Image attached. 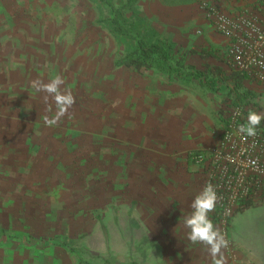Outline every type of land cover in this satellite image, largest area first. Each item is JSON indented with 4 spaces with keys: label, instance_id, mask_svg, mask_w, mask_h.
<instances>
[{
    "label": "rangeland",
    "instance_id": "obj_1",
    "mask_svg": "<svg viewBox=\"0 0 264 264\" xmlns=\"http://www.w3.org/2000/svg\"><path fill=\"white\" fill-rule=\"evenodd\" d=\"M189 1L134 7L216 88L117 65L123 48L90 0H0V264H79L51 242L56 235L80 237L82 257L95 264L188 255L184 217L204 184L193 156L219 144L235 107L264 112V84L230 64L207 1ZM261 8L255 0L242 10ZM237 72L247 74L238 90L254 94L244 105L236 104ZM57 75L75 104L47 126L56 105L32 81ZM170 197L186 202L175 230L164 221ZM233 216L226 230L213 222L229 241L228 264H264V203ZM195 250L209 255L203 244Z\"/></svg>",
    "mask_w": 264,
    "mask_h": 264
},
{
    "label": "built area",
    "instance_id": "obj_2",
    "mask_svg": "<svg viewBox=\"0 0 264 264\" xmlns=\"http://www.w3.org/2000/svg\"><path fill=\"white\" fill-rule=\"evenodd\" d=\"M203 7L215 29L229 39L230 64L264 84V9L233 16L209 2ZM244 118L243 108L235 107L219 144L211 152L193 156L205 171L202 189L209 182L216 187L220 199L209 217L224 230L244 202L264 200V130L257 128L255 137L244 140L238 131L246 123Z\"/></svg>",
    "mask_w": 264,
    "mask_h": 264
},
{
    "label": "trees",
    "instance_id": "obj_3",
    "mask_svg": "<svg viewBox=\"0 0 264 264\" xmlns=\"http://www.w3.org/2000/svg\"><path fill=\"white\" fill-rule=\"evenodd\" d=\"M94 2L101 11L100 23L105 26L115 37L123 48L117 65L127 69L136 70H159L167 74L169 79L192 81L193 78L201 77L204 84L216 88L218 81L206 72L196 70L194 66L187 65L184 56L178 57L174 42L165 38L161 32L134 7L138 0H90ZM205 55L207 54L204 50ZM203 73V74H202ZM246 73L234 74V83L237 89V103L246 104L247 99L254 96L252 92H240L241 81ZM245 110V109H244ZM247 121L248 110H245ZM264 130V120L258 126ZM263 201L244 202L239 212L254 205H262ZM234 216L230 219L232 222ZM216 222L215 220H212ZM6 235V230L0 227V236ZM81 238H73L68 235H56L51 238L55 245L77 255L79 264H95L84 259L78 248Z\"/></svg>",
    "mask_w": 264,
    "mask_h": 264
},
{
    "label": "clouds",
    "instance_id": "obj_4",
    "mask_svg": "<svg viewBox=\"0 0 264 264\" xmlns=\"http://www.w3.org/2000/svg\"><path fill=\"white\" fill-rule=\"evenodd\" d=\"M65 81L62 76L57 75L48 82L41 79L32 81V87L37 92H44L45 103L51 97L56 105V112L51 118L48 115L43 117L47 126H59V122L66 115H70L69 109L75 104V97L70 89H62ZM51 111V108H49ZM239 115V112L237 113ZM264 120V112H257L249 109L246 123L239 125L238 131L242 138L247 140L249 137L257 135V128ZM255 163V162H254ZM218 197L216 187L212 183H207L204 188L195 196L190 207L192 212L184 217V225L188 232L187 238L193 244L200 243L207 246L209 255L212 258V264H228L224 249L229 246L226 234L220 227L214 225L209 217V213L214 211L217 205Z\"/></svg>",
    "mask_w": 264,
    "mask_h": 264
},
{
    "label": "crops",
    "instance_id": "obj_5",
    "mask_svg": "<svg viewBox=\"0 0 264 264\" xmlns=\"http://www.w3.org/2000/svg\"><path fill=\"white\" fill-rule=\"evenodd\" d=\"M189 1V0H188ZM203 1H207L211 4L216 5L217 7H219L220 9H222L224 12H226L229 15H237L241 12H243L244 10H242L244 7L246 8V5H248V3H254L255 5V0H203ZM189 4H193L192 2L189 1ZM252 7V6H249ZM229 40V39H228ZM3 88H5V84H0V89L2 90ZM19 89H21L19 87ZM19 91V90H18ZM17 91V92H18ZM198 165V164H197ZM199 166V165H198ZM200 174L203 176V179H205V171L200 168ZM170 196L173 195V191H169L168 192ZM182 196H179V199H181ZM167 198V197H166ZM166 198H164V200H166ZM175 198V197H174ZM171 200V197L169 198L168 204L165 205L166 208H168V210L166 211V214L172 213V220L169 219H165L164 221H166V223H169L171 225V230H175L176 225L181 223V219L179 218V214H182L181 206L180 205H185L186 202L183 199V204L182 201L180 200L179 202H175ZM192 208L190 206H188V215L191 214L192 212ZM177 214V215H176ZM187 215V216H188ZM159 216V215H157ZM158 223H160V220L157 221ZM191 242V241H190ZM189 243V245L183 243V246L187 245L188 251H187V256L183 257L181 255H162L161 259L159 258L157 260V262L159 263H164V264H212V258L210 255H203L202 254H198L195 250V246L196 244L193 243ZM195 251V252H194ZM160 257V256H159Z\"/></svg>",
    "mask_w": 264,
    "mask_h": 264
}]
</instances>
